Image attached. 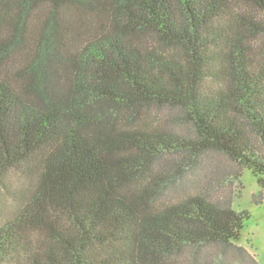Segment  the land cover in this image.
I'll list each match as a JSON object with an SVG mask.
<instances>
[{
    "label": "trees",
    "instance_id": "1",
    "mask_svg": "<svg viewBox=\"0 0 264 264\" xmlns=\"http://www.w3.org/2000/svg\"><path fill=\"white\" fill-rule=\"evenodd\" d=\"M210 153L264 190V0H0V264H259L231 195L156 206Z\"/></svg>",
    "mask_w": 264,
    "mask_h": 264
},
{
    "label": "rangeland",
    "instance_id": "2",
    "mask_svg": "<svg viewBox=\"0 0 264 264\" xmlns=\"http://www.w3.org/2000/svg\"><path fill=\"white\" fill-rule=\"evenodd\" d=\"M157 112V111H156ZM152 116L155 124L182 135H189L186 125L172 121L166 113L157 112ZM196 172L185 180L184 190H175L157 202H177L180 197L189 193H204L207 197L219 200L231 195L235 210H247L250 219L244 224L239 240L234 245L245 248L259 264H264V190L258 183V178L250 171L243 170L237 164L220 154L210 153L204 157ZM262 200L261 203L256 201ZM5 210H14V204H1ZM189 252L174 257L172 264H192ZM200 264H222V255L217 247H206L199 254ZM224 264H243L236 253L225 258Z\"/></svg>",
    "mask_w": 264,
    "mask_h": 264
}]
</instances>
